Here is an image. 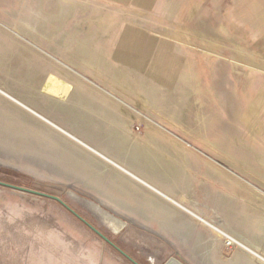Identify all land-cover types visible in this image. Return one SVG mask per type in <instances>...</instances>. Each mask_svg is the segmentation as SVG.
I'll list each match as a JSON object with an SVG mask.
<instances>
[{"label":"rangeland","instance_id":"1","mask_svg":"<svg viewBox=\"0 0 264 264\" xmlns=\"http://www.w3.org/2000/svg\"><path fill=\"white\" fill-rule=\"evenodd\" d=\"M126 28L149 60L117 51ZM66 118L105 122L92 134L111 144L77 138L199 219L123 188ZM0 181L59 197L138 264H264L221 234L264 258V0H0ZM0 264L134 263L61 203L0 186Z\"/></svg>","mask_w":264,"mask_h":264},{"label":"crops","instance_id":"2","mask_svg":"<svg viewBox=\"0 0 264 264\" xmlns=\"http://www.w3.org/2000/svg\"><path fill=\"white\" fill-rule=\"evenodd\" d=\"M143 40H144L143 37L140 38L137 33L133 32L129 28H126L123 31V35H121L118 38V40H117V46H118L117 51L119 53L124 54L126 56H129L131 58H136V59L143 58V59L149 60L151 58V56H152V52L149 51V49L152 48V47H150V48L144 47L145 45L143 44L144 43ZM147 41H149L148 43L154 44V42L152 40H146L145 42H147ZM158 61H160V59L158 57H156V63L151 66V67H153L152 69L154 70V72L159 76V78L160 77H163L167 81L168 80L169 81L170 80L172 81L174 79L173 77H174L175 73H173L172 71L171 72H168V73H163V71L161 70V66H160V64H159ZM55 99L56 100H53V99H50L49 98L47 100L50 103H53L57 108L59 106H65L66 105V101L59 100L58 98H55ZM57 124H58V126L61 127V128L59 127V130H61L60 132H62L66 137H68L70 140H72L74 142L72 144V146L74 145L77 148H79V146H80V147H82V149H85L87 152H89L90 154L93 155V158H88V160L93 161V163L97 162V163H99V165H104V167H103L104 171H107V170L109 171L110 169L114 170L115 171V174L117 176V177L114 178V180H116L118 182V184L123 183L121 180L126 181L125 182L126 185H123L124 186L123 188H126V189L134 188V186L136 185L134 179L136 181L142 183L135 176H132L129 173H126V171L124 169L121 170L120 169L121 167L118 168L115 165H113L111 163L112 161L107 162L108 161L107 157L101 155L102 158H100L98 155H96L97 153L96 154L95 153L93 154V151H91L92 148L89 147L88 145H86L84 142H82L81 140H79L77 138V137H79V138L83 139L84 141H86L87 143H89L90 145H93V146H103V145L111 144L110 140L109 141L107 140V139H109L108 138L109 136L107 137V135L105 133L103 134L102 137H98V138H95V136H93V134H92L93 131L95 130V128L105 129V124H106L105 122H101L102 126L101 127H97V125L96 126H93L90 122L87 123V124H83V123H77L75 121L72 122V121H70V119H67L66 118V119H63V120H59ZM58 126H56V127H58ZM69 129H70L71 132L66 131V130H69ZM118 144H120V143H118ZM107 154L108 155L110 154L111 156H108ZM76 155H78V151H77V154ZM104 155H107L109 158H111L113 160L116 159L115 160L116 162H117V160H119L120 162H118V164H120V165H122L121 162H123L125 164V162L123 161V159H121V157H120V152H118L117 150L112 151V154L109 151H107V152L105 151L104 152ZM73 159H74V157H73ZM87 168L88 167H86L85 170H87ZM71 169H72L73 172L74 171L75 172L78 171V168H75V167H72ZM90 174L91 173H87V175L86 174H84V175L82 174V176H84L86 179H90ZM126 174L129 175V177ZM90 181L91 180H88V181H86V183H88ZM121 186H122V184H121ZM136 186H139V185H136ZM150 189L153 192H155L157 195H160V196L164 197L165 199H167V197L163 196L162 194H160L155 189H152V188H150ZM153 192L148 191L146 189L144 190V194H145V196L147 198L148 197H151L153 199H156L155 200V203H156L157 206H163V207L168 206L163 201H161L159 199V197L155 193H153ZM135 198L133 196V199L135 200L136 203L140 201L139 203L142 204V208L143 209H149V207L146 206L145 201L140 200L141 197L135 196ZM98 199L101 202V204L103 203V204H105V206H108L109 208L114 209V210L117 209L116 208V205H112L106 199H103L101 197H98ZM167 200H169V199H167ZM147 214H149V213H147ZM170 220H171V217H169V219L167 221L169 222Z\"/></svg>","mask_w":264,"mask_h":264},{"label":"bare ground","instance_id":"3","mask_svg":"<svg viewBox=\"0 0 264 264\" xmlns=\"http://www.w3.org/2000/svg\"><path fill=\"white\" fill-rule=\"evenodd\" d=\"M51 83H48L46 86H47V88H49V92L50 93H52V95H57V93L56 92H54L55 90H53V89H55V85H53V83H52V81H50ZM59 94V96H65V93L63 92H60V93H58ZM64 94V95H63ZM9 97V96H8ZM30 109V108H29ZM58 128V127H57ZM113 165H114V163H112ZM120 165V164H119ZM119 167H121V169H124L125 171H126V173H129L130 175H132V176H135L138 180H140L144 185H146V186H149V187H151L152 189H155L156 191H158L160 194H162L163 196H165V197H167V199H169L173 204H175L176 206H178V207H180L181 209H183V210H185V211H187L188 213H190V214H192L195 218H198L199 219V217L197 216V215H194V213H191V211H189V210H187V208L186 207H184L182 204H180L179 202H177V201H175L173 198H171V197H169V196H167V195H165L164 193H162L160 190H158L157 188H155V187H153L152 186V184L151 183H149V182H147V181H145V179L143 180V179H141V178H139V177H137L136 175H134L132 172H130V170H127V169H125L122 165H120ZM96 203L97 204H99V202L98 201H96ZM101 204V203H100ZM99 204V205H100ZM101 206V205H100ZM103 206H101L100 208H102ZM101 216H102V218H104L105 219V221H106V223H109L110 222V220H109V218L107 217V214L106 213H104L103 211L101 212ZM100 216V215H99ZM101 218V219H102ZM201 219V218H200ZM114 222V221H113ZM218 224H219V221H218ZM221 225H223V227L225 226V224H223V223H220ZM118 225L119 226H123L122 225V223L121 222H118ZM207 225L210 227V228H215V229H217L215 226H213V225H211V224H209V223H207ZM117 227V226H116ZM220 232V231H219ZM222 234V236H225V237H227L229 240H230V245H236L237 247H241V248H243V249H245V250H247L249 253H251L252 255H254L258 260H261V261H263L264 262V258L263 257H261V256H259L258 254H256L253 250H251V249H249V247H247L246 245H244V243H248V244H250L249 243V241H247L246 239H244L242 236H240V235H238V234H233L232 233V236H235L236 238H233V237H231V236H229L228 234H226V233H221ZM230 235H231V233H230ZM250 245H252V244H250ZM246 246V247H245ZM253 246V245H252ZM254 248H256V249H258L257 247H255V246H253ZM254 248H252V249H254ZM169 264H177V262H175V261H171Z\"/></svg>","mask_w":264,"mask_h":264},{"label":"water","instance_id":"4","mask_svg":"<svg viewBox=\"0 0 264 264\" xmlns=\"http://www.w3.org/2000/svg\"><path fill=\"white\" fill-rule=\"evenodd\" d=\"M0 186L6 187V188H9V189H12V190H16V191H19V192H22V193H27V194H32V195L44 197V198L53 199V200L61 203L67 209H69L74 215H76L81 221H83L87 226H89L90 229H92L97 235H99L102 239H104L107 243H109L110 245L115 247L120 253H122L124 256H126L134 264H138L135 260H133L131 257H129L124 251H122L120 248H118L112 241H110V239L108 237H106L103 233H101L97 228H95L93 225L89 224L85 219H83L80 215H78L75 211H73L70 207H68L59 197L53 196V195H49V194H46V193H43V192H40V191H36V190H31V189H27V188H23V187H18V186L11 185V184H8V183H4V182H1V181H0Z\"/></svg>","mask_w":264,"mask_h":264}]
</instances>
